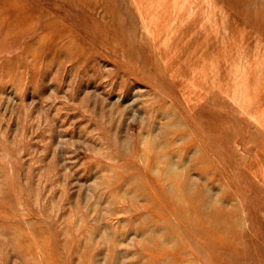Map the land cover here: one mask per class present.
I'll use <instances>...</instances> for the list:
<instances>
[{
    "label": "rangeland",
    "instance_id": "obj_1",
    "mask_svg": "<svg viewBox=\"0 0 264 264\" xmlns=\"http://www.w3.org/2000/svg\"><path fill=\"white\" fill-rule=\"evenodd\" d=\"M259 120L264 0H0V264H264Z\"/></svg>",
    "mask_w": 264,
    "mask_h": 264
},
{
    "label": "bare ground",
    "instance_id": "obj_2",
    "mask_svg": "<svg viewBox=\"0 0 264 264\" xmlns=\"http://www.w3.org/2000/svg\"><path fill=\"white\" fill-rule=\"evenodd\" d=\"M181 9H182V8H181ZM193 15L196 16V17H198V15H196V13L193 14ZM196 19H197V18H196ZM196 25H197V24H196ZM194 27H196V26H194ZM156 33H157V32L153 33L152 36H153V35H157V36L160 35L159 33H157V34H156ZM214 91H215V90H214ZM245 111H246V108H245ZM259 123H261V124L263 123V124H264V120H259ZM263 124H262V125H263ZM263 135H264V130H263V132H262V136H263Z\"/></svg>",
    "mask_w": 264,
    "mask_h": 264
}]
</instances>
